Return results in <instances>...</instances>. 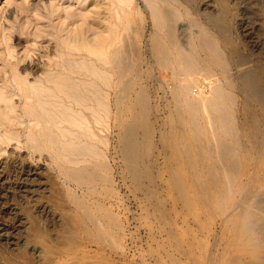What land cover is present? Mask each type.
<instances>
[{"label": "bare ground", "instance_id": "1", "mask_svg": "<svg viewBox=\"0 0 264 264\" xmlns=\"http://www.w3.org/2000/svg\"><path fill=\"white\" fill-rule=\"evenodd\" d=\"M76 1L82 6V13H77L78 11H71L72 9L67 8L68 11L64 7L66 10L63 9L65 10L63 14H66V18H63L65 19L63 28H58L54 25L53 28L51 27V31L49 30L51 32V38L60 41L57 44V55L55 57L51 56V60L48 61V70L46 72L43 71V75L40 73L36 81L30 84L28 77L30 75L32 76V74H38V66H35L36 64L31 66L30 63L21 64L23 59L18 63L15 62V66L11 67V73L10 70H6L5 80H3L4 78L2 79L3 83L5 81L12 88L11 90H7L5 95H7L6 97L12 98V96L20 94L26 100L25 104L29 106V109L26 108L23 110L24 113H21L24 116L28 115L31 117V120H28V122L35 120V123L25 127L23 123H26V120H21L19 126H24L28 132L26 137L27 142L25 143H31V145L29 144L33 151L31 152H38L41 155L39 156L41 159L46 158L49 160L45 152H48L50 155V161L55 165V169L67 186L66 195L70 199L77 214L78 232L80 230V233L89 244H97L103 248L107 246L123 248L124 246L125 224L120 218L122 214L116 213L119 208L117 206V210L112 208V198L117 196L118 193L114 189V176L112 177L113 167L108 162L109 156L107 153L109 152H106V149L109 147L108 144L111 143L110 131L113 129V126L117 131V149H119V154L124 161V167L120 168L121 171L118 172L121 174L120 177L123 180H126V178L131 180L130 187H133V190H138L141 193V195L138 193L140 195L139 202L141 207L146 208L148 216H154L158 223L169 224L171 229L165 233H168L169 237H174L177 224L173 223L172 213L175 212V207L167 208L166 198L168 197H163L161 190L153 189L154 187L157 188L160 186V181L163 182V175L160 176V172L158 174L153 173L155 170L153 171L152 168L150 172L149 166L154 163V159L152 160L153 162L151 161L152 163L150 162V165L147 160L149 156H147L148 150L154 142H152L153 134L151 130L149 132L151 125H153L149 122V119H151L149 115L152 113L153 107L149 100L151 96L147 89L149 85H145L147 86L145 87L140 82L142 72L144 71H142L140 63L132 64L129 62L124 43L118 45L119 43L116 39L111 38V34L115 28L112 27L110 15L108 16L109 18L106 16L104 19L102 18L103 20H99L97 18L99 11L96 1ZM115 1L117 2V0ZM118 1L121 3H118L120 7H122V3L123 5L126 3L124 0ZM245 2V0H238L239 4ZM250 2H253V0H249L245 4L249 7ZM108 3L109 5L111 4L110 2ZM53 6L55 10L61 7L56 1ZM108 7L105 6V10L103 9L102 11H107L106 13H108ZM122 9L121 11H124V8ZM156 10L154 9L153 11ZM250 11L245 12L243 10L242 13L246 16L248 13H251ZM158 12H152V14L155 15H153L156 22L154 27L158 24L161 32L163 28L161 30L160 27H166V25L162 26V23H165L163 22L165 20L163 18L169 16L167 17L169 19L174 12L171 15V13L169 14V12L166 13L165 11L167 16H164L163 13L164 17H160L162 14ZM125 13L127 11L119 12L121 22L120 24H116L121 25V27L124 25L125 19H127L125 17L128 16H125ZM155 13L157 16L160 14V16L157 17ZM49 17L51 16L49 15ZM36 19L38 18L36 17ZM50 19L52 20V18ZM60 19L61 16L59 15L58 20ZM255 20L254 16L249 14V16L247 15L242 20V23L240 22V34L244 41L240 44L238 43L239 48L235 51L236 54L232 53L236 59L233 64L234 67H231L234 69L232 79L230 80L226 77L228 76V70L231 69L228 68L227 70L230 64H228L227 58L223 57L225 60L222 59V54L219 51L216 52L218 48L214 49L215 43L212 44V42L215 37L211 42L207 37L203 38V36H200L201 34H199V37L197 34L196 39L198 38L197 40H199L198 44L194 43L195 45L192 44L193 47H190L189 45L191 43H188L190 47L188 49L190 50L192 48V51L185 53L176 50L178 52L176 53L174 52V44L177 43H175L176 36H174L175 32H173L174 30H172V25L170 24L171 27L165 33L166 35L164 34L166 36L164 39H168L170 41L169 44H173V46L170 44L173 52L169 50L170 46L169 49L167 48L168 43L166 44V40H154L153 46V54L156 56L158 62L157 67L160 65L162 70H168L169 75L174 80V87L170 90H173V95L176 99H174L175 109H172V117L174 116V120L176 121L175 129L173 131L171 129L165 135L167 136L166 138L163 136V147L165 146L167 151H169V170L165 169L164 166L166 172L169 171L168 178L166 177L167 179L165 181V183L167 182L166 185L163 183L165 192L176 197V203L182 207L181 213L184 216L187 215L199 222L198 230H204V232L205 230L208 232L211 231V228L213 229L212 224L216 220V224L220 226V234L217 233L219 236L216 237L215 242L218 245L224 246L221 248L223 251H220L219 255L221 253V256L223 254L225 256L226 252L229 251H244L245 253H241L240 255L247 259L245 264H264V258L258 257L256 254V251L261 249V246L253 239L257 222L259 220L261 221L260 217H258V219L260 218L259 220H256L255 216L264 214V206L263 208L256 206L252 208L254 198L257 196L258 200L256 202L264 203V43L259 44L256 41H250L253 39V33H247L243 29L245 28V24L246 27L251 26L255 23ZM24 24L29 25L28 22ZM51 25L53 26V24ZM119 26H116V28L118 29ZM23 28L22 31L24 30ZM34 28H36L35 25ZM45 28L48 29V27ZM98 29L99 31H96ZM123 29H125V26ZM123 29L122 31H124ZM202 29L206 31V29ZM49 31L47 32L49 33ZM207 32L209 33V31ZM41 33H38L36 38H41L43 36ZM118 33L121 34V31ZM35 36L36 34L33 37ZM118 37L116 38L118 39ZM247 39L250 40L247 41ZM190 40L193 43L192 39ZM34 41L31 42L34 43ZM114 41L118 43V46L113 44ZM122 41L125 42V40ZM31 42H29L30 45ZM96 44L100 45L101 54L97 53L98 51L96 49L94 50V45ZM183 46L186 47V45ZM179 47V50L180 48L182 49V47ZM200 51L206 53L209 58H201L199 56ZM95 52L98 56H101L97 58ZM25 53L28 54V52ZM27 54L25 55L27 56ZM24 61L27 60L25 59ZM215 64L222 67L225 80L222 83L220 82V85L215 86L216 84H213L214 88L212 85L211 90L210 86L208 93L205 87L203 88L198 82L195 84L194 80L199 75L202 77L205 76V78L207 77L206 80H208L206 82H209V85H211L209 77L212 79L213 74L210 65ZM17 69L23 73H19ZM215 73L217 72L215 71ZM205 78H203L204 81ZM220 78L222 77L219 76ZM169 81L171 80L169 79ZM193 87H196V90ZM5 108V111L0 113V129L4 130L5 137H0V141L2 139H8V141L10 139H19L20 134L18 132L20 130L16 132L18 126L16 127V124H14L13 115L10 116V112L8 113ZM181 123L186 125H184L186 131L184 129L183 131H181L182 129H177L181 128L178 127ZM183 124L181 125L183 126ZM143 128H147L148 132L144 131L141 133L140 131ZM202 129H207L204 130L205 132L207 131L205 133L206 135ZM218 130L220 133H218ZM100 132L104 134H100ZM204 136L208 140L213 139L212 141H216V143H213L217 145L211 144V147L213 149V146H218L219 153L214 150V153H217L216 155L219 154L218 157H212L213 151L209 147L211 142L209 141L208 143L206 140L208 144L205 143L203 140L205 139ZM247 137L254 139L247 143ZM170 146L173 148L172 152L168 150ZM105 147L107 148L105 149ZM209 150L212 152H209ZM216 157L217 161L215 160ZM20 168L13 165L7 171L10 174L15 173L17 175L20 173ZM183 169L187 171H185V174L181 172ZM166 172L165 175H167ZM121 197L123 199V196ZM117 202L119 206L120 203L119 201ZM123 212L126 213L125 210ZM201 214L204 215V218L202 217L203 219L200 217ZM178 215L180 214L176 213L175 216ZM259 227H262V225L260 224ZM260 231L261 229H259ZM226 236H230L231 242H227L228 238L225 241ZM223 241L227 243L223 244ZM209 242H211L210 239ZM233 257V260H230V264H233L239 259L237 255ZM209 262L210 264H227L221 257L210 259ZM173 263L177 264L178 262L173 260Z\"/></svg>", "mask_w": 264, "mask_h": 264}, {"label": "rangeland", "instance_id": "2", "mask_svg": "<svg viewBox=\"0 0 264 264\" xmlns=\"http://www.w3.org/2000/svg\"><path fill=\"white\" fill-rule=\"evenodd\" d=\"M55 1L61 7L63 6V8L59 6L60 9L55 10L53 6ZM55 1L53 0H0V105H1L0 113L2 111H5L4 108L6 107L5 109H7L8 113L10 112L9 113L11 114L10 116L13 115L12 118L14 120V124H16V127L18 126L16 132L20 130L18 133L20 134L19 139H21L19 140L17 138L19 141L17 139L16 140L10 139V141L6 139L7 140L6 141L5 139L1 138L2 140L0 141V174H1L0 175L1 176L0 177V264H174L173 260L177 261L178 262L177 264H183V263L184 264H210L211 261L209 262V260L214 259L215 257L216 258L221 257V259L226 261L227 264H230L231 263L230 260H233L234 258L233 256L236 257V255L237 257L239 256V259L235 261L233 264H245L247 259L242 257V255H240L241 253H245L244 251L243 252L229 251V252H226L225 256L224 254L221 256V253L219 255V252L223 251L221 248H223L224 246L220 244L218 245L215 242L217 239L216 237L219 236L217 233L220 234V226L219 224H216L217 223L216 220L214 221V224H212L213 229L211 228V231L208 232L205 230L204 232V230L202 231L198 230L199 222L196 221V219L191 218L187 215L184 216L181 213L182 207L180 206V204L176 203V197L171 196L170 194H167L165 192L164 185H166L167 183V182L165 183V181L168 178V173H169V171L166 172L165 169L169 170L168 169L169 151H167L165 146L163 147L164 145L163 143H164V138L167 137L165 135H167V133L170 132L171 129L173 131L176 126L175 124L176 121L174 120V116L172 117L173 115L172 109H175V104H174L175 97L173 95V90H170L174 87V80L173 78H171L172 76L169 75L168 70H164V69L162 70L160 68V65L159 67H157L158 62H157L156 56L153 54V46L155 42L154 40H158V39L160 40L162 39L164 41L166 40L164 39L166 37L165 33L167 32V30H169L171 25H172V30H174L173 32H175L174 36H176L175 43L176 42L177 43L174 44V46L176 47V48L174 47L175 49L174 52L176 53H178L176 50L182 51L185 53L192 51V48L190 50L188 48L193 47V45H195L194 43L198 44L199 40H197L198 38L196 39L197 34L198 36L199 34H201L200 36L201 37L203 36V38L207 37V39L211 40V42H212V39H214L215 37L212 44L215 43L214 49L218 48V50L217 51L215 50V51L216 52L219 51V53L222 54V55L220 54L222 59L223 57L227 58L228 64H230L227 67V70H228V68L230 69L231 67H234L233 64L235 63V59H236V57H234L235 55L232 53L236 54L235 51L239 48V44L242 43V41H244V39H242V36L240 34L241 33L240 32L241 30L240 22L242 23V20L247 15L249 16L250 14L254 16L256 20H258V21L255 20V23H253L251 26L249 25L246 27V24H245V28H243L245 32L253 33L252 35L253 39L251 40L247 39V41L249 40L254 41V42L256 41L259 44L264 43V20H263L264 19V16H263L264 15L263 13L264 12V0H253V2H250L249 7H253V8H249L246 5L249 2V0H245L246 4L245 3L239 4L238 0H124V2L126 3H124L125 5H123L122 3V7L118 5L119 3L118 0L117 2L115 0H112V1L111 0L109 1L92 0L94 2L96 1V4L98 5L99 12L97 14V18L99 20H103L106 16L107 18H109L108 16L110 15V21L112 20V27L115 28L114 32L111 34L112 35L111 38H113L114 40L116 39V41L119 43V44L117 42L115 43L114 41L113 44H115V46H118L124 43V45L126 46V56L129 62L132 64L140 63L142 71H144L142 72V78L140 82L142 86L149 85L147 89H148L149 94L151 95V96L149 95L150 96L149 100L151 101L150 103H151V106L153 107L152 109L153 111L149 115V118H151L149 119L150 120L149 122H151L153 125L149 123L151 127L149 125L148 126L151 128L149 129V132L151 130L153 134L152 142L153 141L154 142L152 143L153 147L150 146L148 150L147 156L148 155L149 156L147 157V160H148V164L150 165V162L154 159L153 160L154 163H152L153 161L151 162L152 167L149 166L150 172L152 168L153 171L155 170L154 172L152 171L153 173L158 174V172H160L159 175L160 176L163 175V178H164L163 179L161 177L163 182L158 181L160 186L157 188L154 187L153 189H158V191L161 190L162 196L165 198L168 197L166 198L167 208H170L172 206L175 207V212L172 213V216H173V223L177 224L176 231H175L176 236L174 235V237H169L168 233H165V232H167V230H170L171 226L169 224L168 225L160 224L158 223L157 219L154 216H148L147 209L144 207L142 208L139 202V197L141 193L138 190L136 191L133 190L134 189L133 187H130L131 186L130 179L126 178V180L125 179L123 180V178L120 177L121 174H119L118 172L121 171L120 168L124 167V161L119 154L120 153L119 149H117L118 148V143L116 141L117 131H116V128L113 126L112 127L113 129H111L110 131L111 132V139H110L111 143H109L110 145L108 144L109 150L107 147H105V149L107 148L106 152H109L107 153V155L109 156L108 162L113 167L112 177L114 176L113 177L114 183H115L114 189L116 193H118L117 196L112 198L113 199L112 208L113 209L115 208L114 210H117L119 208L118 211L117 212L115 211V212L119 213L120 215L122 214L120 218L122 219V221H124V224H125V235L123 239V244H124L123 248L125 249L117 247V246H115V248L112 246L110 247L107 246L106 248H103L101 246H98L97 244H89L88 241L84 238V236L80 233V230L78 232L79 226L77 224L78 220L76 219L77 214L75 213V210L73 208L74 206L72 205L70 199L66 195L67 186L65 182H63L64 180H62L63 178L59 175L58 171L55 169V165L52 163V161H50L51 159L50 155L48 154V152H45L47 155L45 153L44 154L46 155V157H49V160L46 158L41 159V157H39L41 155H39L38 152L32 153L33 151H32V148L30 147L31 143L29 142L25 143L27 142L26 137L28 133L25 127L35 123V120L28 122V120H31V117L28 115H26L27 116L26 117L23 114L24 113L23 110H25L26 108L29 109V106L25 104L26 100H24L20 96V94L18 95L16 94L12 96V98L6 97L7 95H5V92H7V90L12 89L9 86V84H7L5 81L3 83V80H5V76H6V73H5L6 70L8 71L10 70V73H11V67L15 66L16 63L22 61V59H23V62L21 64L30 63L31 66L36 64L35 66H38L37 67L38 74H35V75L32 74V76L30 75L31 77L30 76L28 77L29 83L30 84L32 82L34 83L37 79V76H39L40 73L41 75H43V73L48 70L49 68L48 61L51 60L50 59L51 56L55 57L58 53L57 44L60 40L58 41V40L51 38V34H50L51 27L53 28L54 25H56L58 28H63L64 20H65L63 18H66V14H63V13H65L64 11L67 8L72 9L71 11H78L77 13H82L81 12L82 6L81 4L77 3L76 0H55ZM108 2H110L112 5L111 4L109 5ZM103 3L105 4V6H109L108 13H106L107 11H102L103 9L105 10V6ZM5 5H9V7L5 8ZM120 8L121 9L124 8V11H121ZM154 9H157V10L153 11ZM243 10H245V12L250 11L251 13H248L246 16H244L242 13ZM126 11L127 13H125V16L126 15L128 16L125 17L127 19H125L124 25L121 27V25L120 26L117 25V24H120L121 22L120 20L121 17H120L119 12H126ZM157 11H159L162 14V16H160V14L157 16V14L155 13L157 17L167 16L166 13L168 12L169 14L171 13L172 15L174 12L173 14L174 17L173 15L172 16L170 15L171 17L169 19L167 18L169 16L166 17L167 20L166 18H163L165 19L163 21L165 23H162L163 24L162 26L166 25V27H160L161 26L160 24L159 26L160 29L162 30L163 28L161 32L158 28V24L156 25V27H154V24H156V22H155V18L153 17L154 14H152V12L154 13ZM252 11L254 12V14ZM50 12L52 13V15ZM102 12L103 13L105 12L104 14L106 15L104 16ZM109 12L111 13L109 14ZM163 13H164V16H163ZM37 14L38 15L40 14V16L42 17L38 16ZM256 14H257V17H256ZM49 15L51 17H49ZM59 15L61 16L60 20H58ZM36 17L38 19H36ZM50 18H52V20ZM173 18L175 19V21H173L174 20ZM47 20L49 21L48 23H47ZM54 20L56 21L54 22ZM29 21L32 23H30ZM126 21L128 24L125 23ZM27 22L29 23L31 27L28 24H24ZM195 23H198L199 26L198 24H195ZM23 24H24V28H23ZM51 24H53V26ZM167 24L168 26L170 24L171 25L168 27ZM34 25L36 28H34ZM116 26L117 27L119 26V28L121 27L122 29L125 26V29H123L125 32L122 31L121 28L120 30L119 28L117 29ZM44 27H48V29L45 28L46 29L45 30ZM22 28L24 29L23 30L24 32L22 31ZM202 28L206 29V31L203 30ZM47 31H49V33ZM96 31H99V29ZM117 31L118 32L121 31V34L118 33ZM207 31H209V33ZM30 32L31 34L32 32H34L36 36L33 37L34 34H32L33 35L32 36ZM23 33L24 35H22ZM38 33L39 34L41 33L43 36L41 38L40 37L36 38L38 36L37 35ZM119 34L120 36L118 37ZM115 36L118 37V39ZM35 38L36 40L37 39L39 40V41L35 40L38 46L36 45V42L34 41ZM190 39H192L193 43L190 42L191 41ZM122 40H125V42ZM167 40H166V44L168 43L167 48L169 49V46L171 43L169 44L170 41L168 40L167 42ZM31 41H34V43H32ZM29 42H31L32 46L29 44ZM188 43L189 44L191 43L189 45L190 47L188 46ZM33 45L37 47L35 48ZM96 45H94L95 47L94 46L92 47H94V50L96 49L98 51L97 53L101 54L100 45L98 44L99 48H98V45L97 46ZM171 45L173 46V44ZM176 45L177 46L179 45L180 47H182L183 50L178 46L180 48L179 50ZM183 45H186V47ZM25 48H27L26 49L27 51L25 50ZM169 50L170 51L172 50L173 52V48L171 46ZM25 52H28V54ZM201 52L202 51L199 52L200 54L199 56L201 58L203 59L209 58L206 53L204 52L201 53ZM25 54H27V56ZM100 56L101 55L99 56L97 55V58ZM25 59L27 61H24ZM210 68L214 76V79L217 78L216 79L217 81L213 79V76H212V79L211 77H209L210 83H211V85H209V82H206L208 81L206 80L207 77L205 78V76L202 77L200 75H199L200 77L195 76L196 78L194 80L195 84L198 82L199 84L202 85L203 88L205 87L208 93L212 89L213 84L214 85L216 84L215 86H217V85H220L219 84L220 82L222 83L223 80H225V77H224L225 75H224V72L221 66H217L215 64V65H210ZM233 69L234 68H231L230 70H228V73H227L228 76L226 77H228L229 80L232 79ZM17 70L19 73H23L21 72V70L20 71L19 69ZM215 71L217 73H215ZM143 73L145 74L144 76H143ZM219 76L222 78L219 79ZM203 78H205V81L203 80ZM169 79L171 81L173 80L172 81L173 84L171 81H169ZM144 80L146 81L143 82ZM214 85H213V88H214ZM193 89L196 90V87H193ZM169 90L171 91V93ZM5 101L8 102L11 106ZM22 114L23 116H21ZM24 119L26 120V123H23ZM21 120H23L22 123L23 125L25 124V127L22 125L19 126ZM181 124L180 126H178L181 128H177V129L179 130L182 129L181 131H183V129L186 128L185 127L186 125L183 124V126L185 125L183 127ZM147 128H143L140 132L141 133H143L144 131L148 132ZM0 130H1L0 137H3L5 132L3 129H0ZM202 130L204 134L207 132V131L206 132L204 131L207 129H202ZM99 131H102V130H99ZM199 133H200V130H199ZM218 133H220L219 130H218ZM100 134H104V133L100 132ZM112 134L114 135L112 136ZM253 139L247 137L246 141L248 143V141L250 142ZM203 140L205 141V143H207V141L208 143L209 141L211 142L210 146L208 145L211 149H212L211 144L217 145L215 144L216 141H212L213 139L208 140V138L205 137V139ZM2 141H5V142H2ZM170 147L168 150L172 152L173 148L172 146ZM216 147L213 146V149H212L213 158H215L214 156H217V157L219 156V154L216 155L217 153H219L218 146ZM214 148H216L217 150ZM210 150L209 152H212ZM214 150L217 151L216 154L214 153L215 152ZM217 157L215 159L216 161H217ZM13 165L18 166V168L21 167L19 170L20 173H18L17 175L15 173L10 174L7 171ZM164 166H165V169H164ZM21 169L24 170V172H22ZM185 171L186 170L184 169L181 170L183 174L187 172ZM165 172L167 175H165ZM163 183L165 184L163 185ZM121 196H123V199ZM257 200H258V196L254 198V203H253L252 208L253 207L255 208V206L263 208L264 203H260V202L257 203L256 202ZM117 201H119V203L121 204V205L119 204V206H122L124 209L118 206ZM123 203H124V206H123ZM255 203H257L258 205ZM123 210H125L126 213L123 212ZM176 213H179L180 215L175 216ZM200 217L201 219H203L204 215L201 214ZM258 217L261 218V221L259 220L260 218L258 219ZM263 217H264L263 213L255 216V219L259 221L257 222V225H256L257 228L254 234L255 236L253 237L254 241L258 242L261 246V249H258L256 251L257 256L261 258H264L263 257L264 255V241H263L264 240V233H263L264 232V226H263L264 219ZM201 219L199 220L201 221ZM260 224L262 225V227H259ZM151 229L153 232L151 231ZM259 229H261L262 233L261 231L259 232ZM214 235H215V238H214ZM206 236H207V240H206ZM183 238H185V240H183ZM209 239L211 242H209ZM226 240L227 242H231L230 236H226L225 241ZM225 241H223V244L227 243ZM213 242L215 245L212 244ZM88 245H91V246H88ZM213 245H214V249H213ZM244 260L245 262H243Z\"/></svg>", "mask_w": 264, "mask_h": 264}, {"label": "clouds", "instance_id": "3", "mask_svg": "<svg viewBox=\"0 0 264 264\" xmlns=\"http://www.w3.org/2000/svg\"><path fill=\"white\" fill-rule=\"evenodd\" d=\"M9 7V5H5V8H8Z\"/></svg>", "mask_w": 264, "mask_h": 264}]
</instances>
